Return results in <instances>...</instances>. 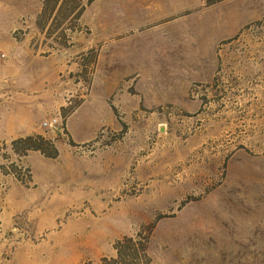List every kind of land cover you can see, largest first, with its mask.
I'll return each mask as SVG.
<instances>
[{"label":"rangeland","instance_id":"rangeland-1","mask_svg":"<svg viewBox=\"0 0 264 264\" xmlns=\"http://www.w3.org/2000/svg\"><path fill=\"white\" fill-rule=\"evenodd\" d=\"M41 2L0 0V101L58 150L0 142V264H98L150 227L152 264H264V0H94L40 29Z\"/></svg>","mask_w":264,"mask_h":264},{"label":"trees","instance_id":"trees-1","mask_svg":"<svg viewBox=\"0 0 264 264\" xmlns=\"http://www.w3.org/2000/svg\"><path fill=\"white\" fill-rule=\"evenodd\" d=\"M94 0H42L41 9L36 17V24L43 29L49 23L58 28L75 22L86 6ZM11 151L17 156H26L28 152H38L48 159H56L58 150L54 144L42 135H29L10 142ZM13 164L10 165L13 172ZM5 165L0 166L3 173L8 171ZM151 227L146 232L139 231L133 236H125L115 241L113 257L101 258L98 264H152L148 252ZM85 264H93L87 262Z\"/></svg>","mask_w":264,"mask_h":264},{"label":"crops","instance_id":"crops-1","mask_svg":"<svg viewBox=\"0 0 264 264\" xmlns=\"http://www.w3.org/2000/svg\"><path fill=\"white\" fill-rule=\"evenodd\" d=\"M160 53L153 52L149 57L154 58L157 55L156 59L158 55H161ZM37 121V116L28 113L25 105L20 106L14 102L4 104L0 101V142L12 141L29 135H41Z\"/></svg>","mask_w":264,"mask_h":264},{"label":"built area","instance_id":"built-area-1","mask_svg":"<svg viewBox=\"0 0 264 264\" xmlns=\"http://www.w3.org/2000/svg\"><path fill=\"white\" fill-rule=\"evenodd\" d=\"M55 123V120H51L50 122H44L43 126L44 127H52V125Z\"/></svg>","mask_w":264,"mask_h":264}]
</instances>
